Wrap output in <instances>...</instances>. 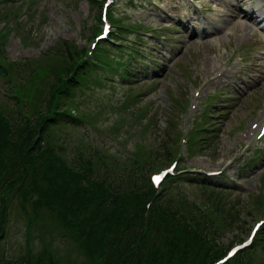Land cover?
<instances>
[{
    "label": "rangeland",
    "instance_id": "rangeland-1",
    "mask_svg": "<svg viewBox=\"0 0 264 264\" xmlns=\"http://www.w3.org/2000/svg\"><path fill=\"white\" fill-rule=\"evenodd\" d=\"M229 1L113 0L107 6L106 0H0V61L27 58L34 63L20 84L27 96L33 93L29 107L36 109L42 94L66 75L72 63L93 58L101 49L108 38L100 35L106 20L112 24L110 35L118 39L112 44L121 54L116 62L126 59L127 52H121L124 47L152 51L148 63L134 66L127 81L116 75V82L91 80L78 89L68 108L82 113L85 121L79 126L59 125L53 133L70 161L94 157L102 171L98 176L109 167L121 166L125 171L129 162L134 163L133 153L151 163L149 171L157 174L175 160V176L182 182H163L158 209L171 213L181 206L187 211L196 199L205 210L213 211L224 230L214 237L240 243L264 220V137L257 138V130H251L252 123L264 120L258 119L264 110V51L256 57L253 50H241L250 42L264 40V26L256 16L240 14L246 6L236 8ZM204 25L201 34L196 29ZM242 27H247L249 37L240 43L237 36L243 34ZM209 29L214 33L208 35ZM139 37L156 48L134 42ZM227 69L229 75L223 76ZM27 103L15 104L0 89V110L16 116L22 104L27 110ZM249 144L250 149L235 160L233 156ZM226 158L232 161L228 166L223 164ZM123 171L118 168V173ZM189 175L228 176L234 185L221 186L213 179L204 180L211 187L184 182L185 178L196 182L200 178ZM31 183H26V198L18 193L6 237L0 239V250L4 249L7 259L25 264L28 250L40 255L48 248L55 254V264H104L102 255L93 251L96 239L90 230L82 240L81 226L66 228L60 230L67 234L63 238L47 207L31 209L27 199L35 201L38 189L45 187L42 181ZM131 185V179L123 184ZM16 188L11 196L16 195ZM19 199L28 209L23 211ZM238 213L240 222L230 225ZM160 216L156 218L159 231L141 238L142 247L136 254L145 247L151 254L160 250L159 257L147 253L140 263L198 264L200 244L193 243L191 249L185 243L177 244V233L165 234L162 228L169 217ZM88 223L90 216L85 226ZM104 228L103 224L99 231ZM255 247L254 260L264 264V241H257Z\"/></svg>",
    "mask_w": 264,
    "mask_h": 264
},
{
    "label": "trees",
    "instance_id": "trees-1",
    "mask_svg": "<svg viewBox=\"0 0 264 264\" xmlns=\"http://www.w3.org/2000/svg\"><path fill=\"white\" fill-rule=\"evenodd\" d=\"M100 54L103 56L99 60H103L104 51L100 50ZM80 65L75 67L73 75L63 79L56 88L50 89L52 91L50 105L41 106L37 111L32 108L33 113H22L19 117L0 110V231L2 229L1 232L4 233V221L8 218L6 206H3L7 200L5 197L7 188L17 181H22L24 185L28 180L33 182L31 184L42 181L45 183V190L41 192V205L36 201L35 206L49 209L50 217L61 237H67V234L63 233L66 228L78 230L81 226L82 240L87 236V230L95 236L93 251L102 255L104 264H136L137 262L143 264L140 263V259L147 253L151 254L152 250L149 248L146 250L144 247L139 256L136 255L142 247L140 244L139 248L140 241L137 234L144 233L145 236L159 231L156 218L159 219L160 215L166 214L160 210L161 208H157V195L152 185H149L148 179L129 178L133 180L131 187H122L114 183L119 177L108 173L107 182L100 181L93 174L89 164L85 166L84 172L79 171L81 166L77 167V160L70 161L65 156L63 145L58 146L54 141L55 125L59 123L76 125L79 121L66 110L59 109L67 102L62 95L71 96L70 93L74 94L75 88L95 77L97 72L89 70V66V69L81 71ZM58 97L61 107H58ZM17 98L19 104L20 96L18 95ZM31 99L33 93L31 98H28L29 104ZM19 202H22V199ZM166 215L169 219L163 220V231L165 234L177 233L175 234L177 244L190 243L189 239L204 244L205 254L202 264H213L224 256L227 245L222 240L212 243L207 234L209 229L202 226L196 216L193 217L196 228L206 230L204 240L203 235L191 227V222H187L186 218L175 222L176 218ZM89 216L92 226L90 223L85 226ZM240 218L238 213L236 218L234 216L230 219V225L234 222L239 223ZM103 224L105 228L99 231V227ZM54 241L55 239L53 243ZM152 246L156 247V244L153 243ZM159 252L160 250L155 251L151 255L158 259ZM28 256L29 258L24 256L27 258L25 264L56 263L55 254L48 248L41 250L40 255H36L33 251ZM236 260H238L236 264H249L244 257L240 259V256L224 264H235ZM0 264L15 263L5 257Z\"/></svg>",
    "mask_w": 264,
    "mask_h": 264
},
{
    "label": "bare ground",
    "instance_id": "bare-ground-1",
    "mask_svg": "<svg viewBox=\"0 0 264 264\" xmlns=\"http://www.w3.org/2000/svg\"><path fill=\"white\" fill-rule=\"evenodd\" d=\"M254 0H250V6H249V9L254 11L252 6H251V3H253ZM244 3V2H243ZM250 17V16H249ZM253 18V17H252ZM255 19V18H254ZM247 24V23H246ZM243 28V27H242ZM244 29V32H243V36H241V40H243L244 38H247L248 37V31H247V28H243ZM250 30V29H249ZM221 75V74H220Z\"/></svg>",
    "mask_w": 264,
    "mask_h": 264
},
{
    "label": "water",
    "instance_id": "water-1",
    "mask_svg": "<svg viewBox=\"0 0 264 264\" xmlns=\"http://www.w3.org/2000/svg\"><path fill=\"white\" fill-rule=\"evenodd\" d=\"M0 72L3 74L7 73V69L1 64H0Z\"/></svg>",
    "mask_w": 264,
    "mask_h": 264
},
{
    "label": "snow or ice",
    "instance_id": "snow-or-ice-1",
    "mask_svg": "<svg viewBox=\"0 0 264 264\" xmlns=\"http://www.w3.org/2000/svg\"><path fill=\"white\" fill-rule=\"evenodd\" d=\"M105 32L107 33V29L105 30ZM157 181H159V177L156 178ZM258 228L261 227L260 225L257 226ZM248 243L250 244L251 243V240L248 241Z\"/></svg>",
    "mask_w": 264,
    "mask_h": 264
}]
</instances>
